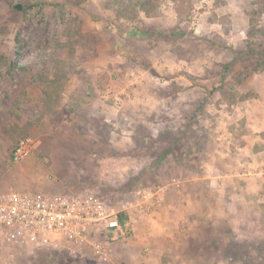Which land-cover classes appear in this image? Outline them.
Wrapping results in <instances>:
<instances>
[{
  "label": "rangeland",
  "instance_id": "1",
  "mask_svg": "<svg viewBox=\"0 0 264 264\" xmlns=\"http://www.w3.org/2000/svg\"><path fill=\"white\" fill-rule=\"evenodd\" d=\"M263 50L264 0H0V191L119 201L175 180L164 198L183 220L161 264H264L263 200L239 190L264 186V159L240 154L228 127ZM25 137L36 147L13 164ZM209 188L238 206L227 198L210 221ZM0 264L93 262L17 249Z\"/></svg>",
  "mask_w": 264,
  "mask_h": 264
},
{
  "label": "built area",
  "instance_id": "2",
  "mask_svg": "<svg viewBox=\"0 0 264 264\" xmlns=\"http://www.w3.org/2000/svg\"><path fill=\"white\" fill-rule=\"evenodd\" d=\"M35 140L21 138L10 162L26 160L35 149ZM114 170L102 166V175ZM139 190L129 199L109 201L97 193L0 191L1 253L23 249L28 254L43 249H62L70 256L87 257L93 264H111L113 246L128 239L134 216L157 209L169 185Z\"/></svg>",
  "mask_w": 264,
  "mask_h": 264
},
{
  "label": "crops",
  "instance_id": "3",
  "mask_svg": "<svg viewBox=\"0 0 264 264\" xmlns=\"http://www.w3.org/2000/svg\"><path fill=\"white\" fill-rule=\"evenodd\" d=\"M249 84L251 86H249L247 90L252 92L250 97L248 96L242 99L240 103L238 102L236 104L241 110V118H233L232 121L228 123V127H230L233 133L234 144L240 148V154H247L258 160L264 159V71L248 77L242 87ZM211 154H216V152ZM263 163H261L262 166L258 164L257 174L262 169ZM256 179L254 177L245 178V182L239 183V190L241 196L243 192H256L258 195L257 200L261 203L259 198H262L264 202V186L260 183L261 180L259 178ZM207 191L210 208L208 219H210V221L211 217H213V221H217L216 215L218 217L220 208L227 206L230 201L234 209L238 206L235 205L237 203L233 204L230 196L227 197L226 191L217 192L211 188ZM227 198L230 201H228ZM166 201L167 197L164 198L161 206H159V208H161L160 210L157 208L153 211L134 216L131 227L132 232L128 239L114 244V248L119 252L117 256L119 260L123 259L122 261L126 264H161V256L163 254L161 245H163V242L159 243V241L162 239L165 241V238L170 235L169 226L172 229H176L179 224L173 222H179L180 219L183 218V214L178 218L177 213H175V208L166 204ZM263 202L260 205L264 206ZM187 206L192 207V205H189L188 201ZM234 209L232 210L234 211ZM243 209L244 208H242V210ZM229 214H233V212ZM241 214L242 213H239V215ZM261 214L264 216V210ZM220 217L222 216L220 215ZM253 217L257 219L258 215H254ZM226 219L227 216L224 215V218L220 220L226 222ZM260 221L264 224L263 220Z\"/></svg>",
  "mask_w": 264,
  "mask_h": 264
},
{
  "label": "trees",
  "instance_id": "4",
  "mask_svg": "<svg viewBox=\"0 0 264 264\" xmlns=\"http://www.w3.org/2000/svg\"><path fill=\"white\" fill-rule=\"evenodd\" d=\"M11 7L14 11H17V12H23L26 10V8H24L21 4L19 3H13L11 4ZM131 34H136V32H131ZM138 34V33H137ZM250 52H253V51H250ZM257 54L259 55L258 56V66L257 68L254 69V72L255 73H261L264 71V50L262 52L260 51H257V52H254V55ZM263 59V60H262ZM160 154H168V148H166V150H163V152H160ZM164 158H167V155H164ZM146 188V187H145ZM144 188H139L137 190H129L128 194H126L125 196H123V200L124 199H129L131 197H133L135 195L136 192H138L139 190H142ZM106 199V198H105ZM114 202V201H113ZM79 257V256H78ZM92 261V260H91Z\"/></svg>",
  "mask_w": 264,
  "mask_h": 264
}]
</instances>
